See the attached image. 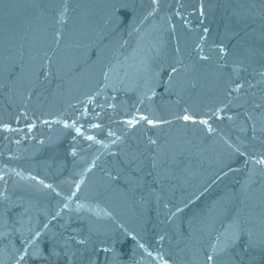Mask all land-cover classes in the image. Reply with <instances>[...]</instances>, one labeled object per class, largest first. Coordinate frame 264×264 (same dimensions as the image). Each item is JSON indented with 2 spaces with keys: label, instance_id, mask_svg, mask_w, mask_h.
<instances>
[{
  "label": "water",
  "instance_id": "1",
  "mask_svg": "<svg viewBox=\"0 0 264 264\" xmlns=\"http://www.w3.org/2000/svg\"><path fill=\"white\" fill-rule=\"evenodd\" d=\"M0 264H264V0H0Z\"/></svg>",
  "mask_w": 264,
  "mask_h": 264
}]
</instances>
